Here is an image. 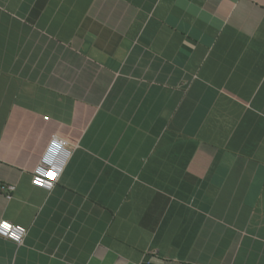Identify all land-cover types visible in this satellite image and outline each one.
I'll list each match as a JSON object with an SVG mask.
<instances>
[{"label": "crops", "instance_id": "1", "mask_svg": "<svg viewBox=\"0 0 264 264\" xmlns=\"http://www.w3.org/2000/svg\"><path fill=\"white\" fill-rule=\"evenodd\" d=\"M0 221V264H264V0H0Z\"/></svg>", "mask_w": 264, "mask_h": 264}, {"label": "built area", "instance_id": "2", "mask_svg": "<svg viewBox=\"0 0 264 264\" xmlns=\"http://www.w3.org/2000/svg\"><path fill=\"white\" fill-rule=\"evenodd\" d=\"M72 154V150L67 144L60 138L53 136L45 149L44 153L42 154L37 166L35 167L32 173L31 184L33 187L42 189L45 191H51L56 183L59 181L67 163ZM47 161H52L51 164L46 163ZM38 168H43L45 171L55 170L58 168H63V171L59 173L55 179L46 178L45 176L38 173L36 170ZM37 179L42 181V183H37ZM51 179L52 187L48 188L44 186L48 180ZM2 192L5 194L7 199H12V195L16 190L15 186H5L1 188ZM8 223L10 225L9 229L3 230L2 224ZM23 228V232H17L16 228ZM26 236V229L20 225H14L8 221H0V238L10 241L15 245H21Z\"/></svg>", "mask_w": 264, "mask_h": 264}, {"label": "clouds", "instance_id": "3", "mask_svg": "<svg viewBox=\"0 0 264 264\" xmlns=\"http://www.w3.org/2000/svg\"><path fill=\"white\" fill-rule=\"evenodd\" d=\"M46 163L51 164L52 161H47L46 160ZM36 171L38 173H40L41 175L45 176L46 178L55 179L56 176L63 171V168H58V169L50 170V171H45V169H43V168H38ZM51 179H49L48 182L44 186H46L48 188H51L52 187ZM36 182L37 183H42V181H40L39 179H37ZM9 227H10V225L8 223H3L2 224V229L3 230L9 229ZM16 231L17 232H23L24 230H23V228L17 227Z\"/></svg>", "mask_w": 264, "mask_h": 264}]
</instances>
